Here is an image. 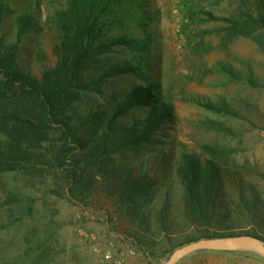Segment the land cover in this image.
<instances>
[{
    "label": "rangeland",
    "instance_id": "1",
    "mask_svg": "<svg viewBox=\"0 0 264 264\" xmlns=\"http://www.w3.org/2000/svg\"><path fill=\"white\" fill-rule=\"evenodd\" d=\"M260 2L82 1L87 10L96 8L102 41L114 44L122 38L142 46L134 50L116 45L101 55L84 74L87 82L111 66L129 64L135 71L108 78L91 90H74L65 117L91 111L103 115L134 88L151 85L156 99L170 105L171 115L149 142L112 153L99 170L93 169L94 183L81 187L77 199L69 194L65 173L55 167L41 164L34 171L0 175V264H165L187 239L199 236L196 231H205L190 225L186 216L188 191L178 176L186 155L197 156L201 167L212 163L221 170L219 208L227 205L230 212L220 218L224 229L212 226L210 231H247L264 239V28L247 23L249 16L258 18ZM0 3L6 10L0 37L6 44L19 41V68L40 80L58 63L55 48L61 32L55 13L67 12L71 1ZM25 16L29 22L19 36ZM209 104L223 110L211 111ZM148 116L139 108L119 118L114 139ZM78 136V153L85 154L91 146L87 126ZM7 142L0 133V144ZM47 150L49 143L43 152ZM129 173L152 185L149 194L134 202L121 199ZM243 199L258 201L252 223L239 211L246 212ZM233 253L252 259L249 264H264L252 251ZM215 256L201 251L178 264L226 261Z\"/></svg>",
    "mask_w": 264,
    "mask_h": 264
},
{
    "label": "trees",
    "instance_id": "2",
    "mask_svg": "<svg viewBox=\"0 0 264 264\" xmlns=\"http://www.w3.org/2000/svg\"><path fill=\"white\" fill-rule=\"evenodd\" d=\"M70 1L72 7L67 12L55 13L61 32V42L55 48L58 63L48 69L40 80L26 76L19 68V41L6 44L0 37V133L8 138L5 145L0 144V175L34 171L41 164L55 167L65 173L69 181V194L72 199H77L81 187L89 188L94 183L93 169L97 167L99 170L101 163L112 153L149 142L150 135L159 131L171 114L170 105L156 99L152 94L154 85H151L134 88L103 115L99 111H91L87 116L65 117V107L74 90H91L108 78L135 71V67L129 64L124 67L111 66L98 78L87 82L84 74L99 63L101 55L109 53L116 45L125 44L134 50L142 46L122 38L114 44L102 41L104 33L98 27L96 8L87 10L82 6L83 0ZM260 3L258 18L249 16L252 22L248 20L247 23L264 28V1ZM5 12L4 5L0 3V25ZM28 22V16L22 18L19 36L23 34ZM139 108L146 109L148 118L138 120L133 128L124 129L122 135L114 139L117 120ZM207 108L215 112L223 110L215 104H209ZM226 113L234 112L226 110ZM85 126L88 128L91 146L87 153L80 154L78 134ZM48 143L50 150L44 153ZM178 176L188 191L185 199L188 222L193 227H203L205 230L196 231L199 236L187 239L178 248L190 242L226 236L249 235L264 241L262 237L247 231L228 234L229 230L216 231L217 227L225 228V220L220 222V218L228 217L230 212L226 209L227 205L223 209L219 208V204L223 203L218 195L223 177L217 165L208 163V167H201L197 156L186 155ZM151 188L150 183L134 180L129 173L123 183L121 199L134 202L136 198L149 194ZM243 200L246 212L238 210L246 218V223H252L256 218L253 210L258 201L254 200V204H251ZM212 226L215 231H210Z\"/></svg>",
    "mask_w": 264,
    "mask_h": 264
},
{
    "label": "water",
    "instance_id": "3",
    "mask_svg": "<svg viewBox=\"0 0 264 264\" xmlns=\"http://www.w3.org/2000/svg\"><path fill=\"white\" fill-rule=\"evenodd\" d=\"M237 250L252 251L264 258V241L249 235L202 239L178 248L165 264H178L185 257L201 251Z\"/></svg>",
    "mask_w": 264,
    "mask_h": 264
},
{
    "label": "crops",
    "instance_id": "4",
    "mask_svg": "<svg viewBox=\"0 0 264 264\" xmlns=\"http://www.w3.org/2000/svg\"><path fill=\"white\" fill-rule=\"evenodd\" d=\"M206 252V251H204ZM207 252H211L212 254H216L215 257H220V259H224L226 261H224V264H249L251 262H253V260H248V259H244V258H239V256H233L234 251H207ZM230 262V263H229Z\"/></svg>",
    "mask_w": 264,
    "mask_h": 264
},
{
    "label": "built area",
    "instance_id": "5",
    "mask_svg": "<svg viewBox=\"0 0 264 264\" xmlns=\"http://www.w3.org/2000/svg\"><path fill=\"white\" fill-rule=\"evenodd\" d=\"M107 258L109 259L110 257H109V256H107Z\"/></svg>",
    "mask_w": 264,
    "mask_h": 264
}]
</instances>
